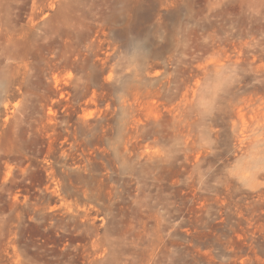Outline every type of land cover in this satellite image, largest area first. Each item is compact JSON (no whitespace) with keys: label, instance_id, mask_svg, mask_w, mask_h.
<instances>
[{"label":"rangeland","instance_id":"obj_1","mask_svg":"<svg viewBox=\"0 0 264 264\" xmlns=\"http://www.w3.org/2000/svg\"><path fill=\"white\" fill-rule=\"evenodd\" d=\"M0 264H264V0H0Z\"/></svg>","mask_w":264,"mask_h":264}]
</instances>
